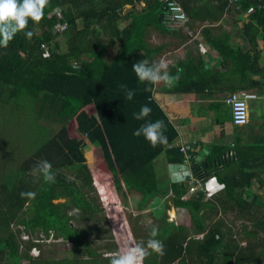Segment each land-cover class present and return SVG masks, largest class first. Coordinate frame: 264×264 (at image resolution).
<instances>
[{
	"label": "trees",
	"instance_id": "trees-1",
	"mask_svg": "<svg viewBox=\"0 0 264 264\" xmlns=\"http://www.w3.org/2000/svg\"><path fill=\"white\" fill-rule=\"evenodd\" d=\"M141 1L44 0L40 20L27 26L33 36L21 30L0 46V109L20 124L28 150L19 166L0 174V264H22L24 259L26 264H109L111 255L98 251L102 246L95 242L105 239L110 253L122 243L113 235L95 238L111 230L102 227L104 208L96 186H107L126 201L132 192L138 194L139 212L159 199L166 209L187 210L188 224L169 222L166 213H152L148 225L141 226L140 215L130 222L135 243L144 245L151 228H159L156 238L163 250L149 249L143 264H264V125L253 138L249 128L233 146H214L199 161L192 144L182 151L178 131L154 98L156 83L140 81L132 64L155 63L158 48L148 41L150 27L177 34L187 25L167 27V8L160 0H143L145 6L133 14ZM176 1L188 24H212L232 16L242 24L249 48L211 40L224 71L207 70L201 54L193 56L172 72L173 92L211 97L225 93V101L234 93L251 92L257 98L249 102V114L256 109L255 116H261L257 101L264 97V0ZM127 4L132 9L124 14ZM60 23H67L66 30L56 29ZM121 84L135 90L132 100ZM142 104L152 108L146 119L164 121L167 143L152 144L133 135L144 122L133 115ZM46 113L61 123L51 138L38 120ZM249 125L250 117L244 127ZM163 153L169 164L187 163L190 170L172 179L159 177L155 162ZM44 159L52 164L54 181L45 180L35 167ZM213 180L222 185L219 190L201 187ZM192 186L198 189L190 192ZM29 190L36 195H21ZM92 220L93 226L82 225ZM49 242L61 247L70 243L68 258H41V244ZM34 248L39 251L36 258L31 255Z\"/></svg>",
	"mask_w": 264,
	"mask_h": 264
},
{
	"label": "crops",
	"instance_id": "crops-1",
	"mask_svg": "<svg viewBox=\"0 0 264 264\" xmlns=\"http://www.w3.org/2000/svg\"><path fill=\"white\" fill-rule=\"evenodd\" d=\"M144 6L145 2L142 0L138 4V8H135L136 10L133 14L136 15ZM131 9L132 5L127 4L123 11L124 14H127ZM225 17L221 21L212 24L207 22L202 24H187L177 34L163 33L156 28L150 27L148 29V41L155 48H158L154 54L153 62L156 63L163 59L167 64V71L173 74L172 72L180 68L179 64L181 62H187L191 57L201 54L205 60V68L207 70H211L217 74L222 73V70L224 71V61L219 52L211 45V40H223L226 41L225 43L229 42L233 47H240L244 50L249 48L248 40L242 32V24H228L224 22ZM127 25L128 22L123 24L124 27ZM261 49L264 56V47L261 46ZM173 88V84L169 86L163 81L156 83L154 98L178 131L179 139L177 140V144L188 143L192 144L195 149L197 147L196 152L199 154L196 155V159L198 161L206 157L214 146H233L235 138L239 136L243 137V133L248 131L249 128H251L250 133L252 138L257 133L263 132L264 97L257 101V103L260 101L258 105L261 107L262 110L260 109V112L263 114L256 117V109L250 110L249 127L239 126L237 128L233 125L231 107L225 101V97L227 96L225 93H219L213 97L207 95L199 96L196 93L173 92ZM257 103L253 104V106L255 107ZM155 164L157 175L159 177L167 176L168 179L180 177L182 170L189 171L191 167L187 163L181 166L169 164L164 153L159 156ZM183 167L184 169H181ZM164 171L165 174L163 175ZM95 238H98L97 234H95ZM131 239L134 240L135 238L132 236ZM99 241L95 242V245L102 247L99 250L97 248V250L108 253L110 250H106L105 244L102 245ZM52 244L57 243L49 242L47 246L41 248V258L53 259L56 262L68 258V252L71 251L70 247L68 248L66 245V247L63 246L57 250L56 246L53 250H48L52 247ZM116 251L114 250V252L109 253L112 254ZM86 256V260L91 259L87 254Z\"/></svg>",
	"mask_w": 264,
	"mask_h": 264
},
{
	"label": "clouds",
	"instance_id": "clouds-1",
	"mask_svg": "<svg viewBox=\"0 0 264 264\" xmlns=\"http://www.w3.org/2000/svg\"><path fill=\"white\" fill-rule=\"evenodd\" d=\"M44 0H0V46L7 45L15 35L24 30L25 36L31 38L33 30L28 28L29 21H39L43 15ZM132 68L140 81H146L149 85L158 82H165L169 86L176 77L167 71V64L162 59L156 63H149L146 60H138L132 64ZM125 89L128 100H132L135 90L128 88L126 84H121ZM152 108L149 104H142L139 111L133 115L137 120L144 122L133 130L134 136H143L152 144L167 143L168 137L165 133V123L162 119H146ZM36 169L43 174L45 180L54 181L55 173L52 171V164L47 159L41 160ZM22 196L34 197L35 192L29 190L21 193ZM159 228L153 226L147 244L128 243L119 251L111 254L109 264H143L144 257L148 250H163V242L157 239ZM39 256V255H38Z\"/></svg>",
	"mask_w": 264,
	"mask_h": 264
},
{
	"label": "rangeland",
	"instance_id": "rangeland-1",
	"mask_svg": "<svg viewBox=\"0 0 264 264\" xmlns=\"http://www.w3.org/2000/svg\"><path fill=\"white\" fill-rule=\"evenodd\" d=\"M228 24H236L234 18L230 15L225 17V21ZM2 108V106H1ZM8 112V111H7ZM7 112L0 109V174L3 173L5 170H9L13 167L19 166L22 160H25L28 156L27 150V143L26 140L23 138V129L20 127V124L14 123L11 120L10 116ZM41 121V124L45 128H47V135L49 138L57 134L61 128V123L55 120L53 117L46 116L42 119H38ZM12 150V154L11 151ZM10 152V155L7 157L6 152ZM99 185V184H98ZM101 185H99L100 187ZM98 189L96 186L97 194L100 199V203L103 204L104 208V222L102 223V227L108 229L111 228L110 232H98L96 233L97 236H104V238H109L110 236L116 237L117 241L122 243L120 249L123 248L126 244L135 242L136 240L131 239L134 237V233L131 228V223L134 220H138V215H140V222L141 226L145 224H149L152 221V213H157V215H163L166 213L169 222L176 223V225L180 224H188L189 223V214L187 210L178 209V208H171L166 209V204L164 200H156L151 203L150 207L145 211L139 212L138 209V201L140 196L135 193H131L130 200L126 201L121 195H117L116 193L109 190L107 186L103 189L102 186ZM63 201L58 200L56 202ZM127 204V205H126ZM176 211L175 217L171 215V211ZM175 218V219H174ZM145 223V224H143ZM84 226H93L94 220L87 221L82 223ZM239 225V224H238ZM20 225H14V229L16 230L17 227ZM23 235L21 234V239ZM102 245L106 244L107 241L105 239L99 241ZM48 243L41 244V248L47 246ZM67 247H72L70 243L65 244ZM52 247L48 250H53L56 246V249L59 250L61 248L60 244H52ZM66 247V246H65ZM104 255H111L110 253H106L104 251ZM34 256V255H32ZM36 256V255H35ZM34 256V257H35ZM37 257V256H36ZM28 261L26 259L22 260V264H26Z\"/></svg>",
	"mask_w": 264,
	"mask_h": 264
},
{
	"label": "built area",
	"instance_id": "built-area-1",
	"mask_svg": "<svg viewBox=\"0 0 264 264\" xmlns=\"http://www.w3.org/2000/svg\"><path fill=\"white\" fill-rule=\"evenodd\" d=\"M165 3L166 5V12L164 14L165 17V25L169 27L172 30L179 29L181 27H184L189 22V17L187 16V13L182 8V6L176 1V0H160ZM58 15L60 14V11H57ZM67 28V23H60L57 25L58 31H64ZM257 96L254 93L251 92H241V93H234L230 95L226 102L231 106L232 109V117L233 122L237 126H244L249 123V102L253 99H256ZM184 146L182 147V151L187 152L191 148V144L183 143ZM189 158V156H187ZM184 178H187V175L185 174ZM190 179L193 181L194 177L190 175ZM200 186V184H199ZM205 186V188H204ZM221 184L216 183L215 180L212 182H208L206 184L201 183V187L206 189V191L214 192L221 188ZM198 189V186H192L190 188V192H195ZM23 239H28V236H23ZM243 245L245 242L242 243ZM32 255H39V251L34 248L32 250Z\"/></svg>",
	"mask_w": 264,
	"mask_h": 264
},
{
	"label": "bare ground",
	"instance_id": "bare-ground-1",
	"mask_svg": "<svg viewBox=\"0 0 264 264\" xmlns=\"http://www.w3.org/2000/svg\"><path fill=\"white\" fill-rule=\"evenodd\" d=\"M171 215L173 216V217H175V215H176V211H171ZM175 219V218H174Z\"/></svg>",
	"mask_w": 264,
	"mask_h": 264
}]
</instances>
